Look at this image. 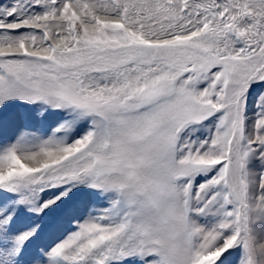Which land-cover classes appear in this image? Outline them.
<instances>
[{"label": "snow or ice", "instance_id": "6c2138e0", "mask_svg": "<svg viewBox=\"0 0 264 264\" xmlns=\"http://www.w3.org/2000/svg\"><path fill=\"white\" fill-rule=\"evenodd\" d=\"M0 264H264V0H0Z\"/></svg>", "mask_w": 264, "mask_h": 264}]
</instances>
